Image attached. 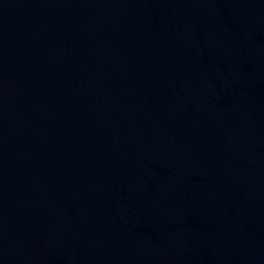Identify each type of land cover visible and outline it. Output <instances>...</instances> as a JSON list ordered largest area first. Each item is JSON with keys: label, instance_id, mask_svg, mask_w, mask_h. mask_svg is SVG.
I'll list each match as a JSON object with an SVG mask.
<instances>
[{"label": "water", "instance_id": "water-1", "mask_svg": "<svg viewBox=\"0 0 264 264\" xmlns=\"http://www.w3.org/2000/svg\"><path fill=\"white\" fill-rule=\"evenodd\" d=\"M0 264H264V0H0Z\"/></svg>", "mask_w": 264, "mask_h": 264}]
</instances>
